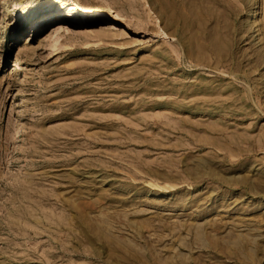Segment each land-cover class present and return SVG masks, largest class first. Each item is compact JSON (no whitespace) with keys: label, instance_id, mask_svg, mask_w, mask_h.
<instances>
[{"label":"rangeland","instance_id":"rangeland-1","mask_svg":"<svg viewBox=\"0 0 264 264\" xmlns=\"http://www.w3.org/2000/svg\"><path fill=\"white\" fill-rule=\"evenodd\" d=\"M46 1L0 0V264H264V0Z\"/></svg>","mask_w":264,"mask_h":264},{"label":"bare ground","instance_id":"bare-ground-1","mask_svg":"<svg viewBox=\"0 0 264 264\" xmlns=\"http://www.w3.org/2000/svg\"><path fill=\"white\" fill-rule=\"evenodd\" d=\"M73 1L74 0H65L64 5L65 4L67 5V4H69V3L73 2ZM56 4H57V0H48V1H46V9H44L43 11L47 12V11L54 10ZM44 7H45V5L44 6H40V7H34L33 9H39V8L43 9ZM258 17H259V10H258V3H257L256 7L252 11V18L251 19H254V18L257 19ZM188 26H190V25L188 24L187 18L185 17V29L188 28Z\"/></svg>","mask_w":264,"mask_h":264}]
</instances>
